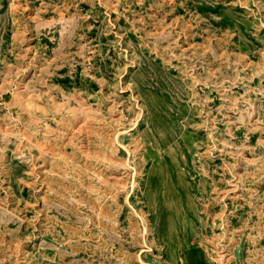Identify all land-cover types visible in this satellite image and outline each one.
<instances>
[{
	"label": "rangeland",
	"instance_id": "obj_1",
	"mask_svg": "<svg viewBox=\"0 0 264 264\" xmlns=\"http://www.w3.org/2000/svg\"><path fill=\"white\" fill-rule=\"evenodd\" d=\"M0 264H264V0H0Z\"/></svg>",
	"mask_w": 264,
	"mask_h": 264
}]
</instances>
